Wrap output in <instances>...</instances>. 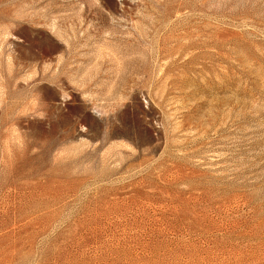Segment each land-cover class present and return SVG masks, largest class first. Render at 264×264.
<instances>
[{
	"label": "rangeland",
	"instance_id": "374dc122",
	"mask_svg": "<svg viewBox=\"0 0 264 264\" xmlns=\"http://www.w3.org/2000/svg\"><path fill=\"white\" fill-rule=\"evenodd\" d=\"M0 264H264V0H0Z\"/></svg>",
	"mask_w": 264,
	"mask_h": 264
}]
</instances>
